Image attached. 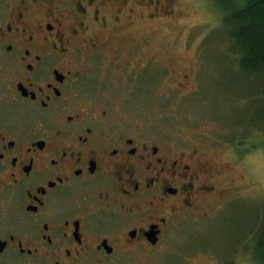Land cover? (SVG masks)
I'll list each match as a JSON object with an SVG mask.
<instances>
[{"label": "flooded vegetation", "instance_id": "flooded-vegetation-1", "mask_svg": "<svg viewBox=\"0 0 264 264\" xmlns=\"http://www.w3.org/2000/svg\"><path fill=\"white\" fill-rule=\"evenodd\" d=\"M160 8L0 0V264H109L156 250L176 217L219 191L220 165L85 92L91 60Z\"/></svg>", "mask_w": 264, "mask_h": 264}, {"label": "rangeland", "instance_id": "rangeland-1", "mask_svg": "<svg viewBox=\"0 0 264 264\" xmlns=\"http://www.w3.org/2000/svg\"><path fill=\"white\" fill-rule=\"evenodd\" d=\"M160 4L159 19L131 28L91 60L85 92L98 88L125 121L194 150L224 173L219 191L176 217L156 250L109 264H255L252 232L264 221L258 80L237 66L215 0Z\"/></svg>", "mask_w": 264, "mask_h": 264}, {"label": "trees", "instance_id": "trees-1", "mask_svg": "<svg viewBox=\"0 0 264 264\" xmlns=\"http://www.w3.org/2000/svg\"><path fill=\"white\" fill-rule=\"evenodd\" d=\"M215 1L224 9L222 26L236 55L237 66L257 78L258 93L264 99V0ZM259 129L264 133V125ZM254 231L253 261L264 264V221Z\"/></svg>", "mask_w": 264, "mask_h": 264}]
</instances>
